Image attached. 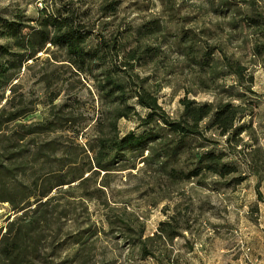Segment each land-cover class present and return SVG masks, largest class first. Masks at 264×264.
I'll return each instance as SVG.
<instances>
[{
  "label": "trees",
  "instance_id": "1",
  "mask_svg": "<svg viewBox=\"0 0 264 264\" xmlns=\"http://www.w3.org/2000/svg\"><path fill=\"white\" fill-rule=\"evenodd\" d=\"M236 1L208 0V3L212 10L228 16L234 28H239L241 15L242 24L264 33V13L245 12ZM164 2L168 3V17H149L136 26L133 34L94 30L95 24L89 26L85 12L78 10L72 1L56 4L51 10L42 8L38 17L26 19L18 14L12 18L0 17L1 92L9 88L14 93L18 85L14 81L22 67L53 46L59 52L57 60L68 64L74 73L91 77L99 102L94 121L89 125L92 131L85 134L87 126H79L81 114L77 116L68 99L59 101L63 91L61 78L46 70L40 76L46 111L38 120L20 121L28 111L21 104H14L13 97H8L0 107V201L10 202L15 214L12 219L7 217V223L0 227V264H53L40 247L47 237L45 231L52 224L50 207L57 195L51 192L64 185L69 189H86L91 180L101 177L99 186L95 184L86 193L92 197L109 185L107 177L113 171L135 169L138 163H142L137 168L140 173L163 178L167 187L176 189L192 180L204 185L209 177L214 183L238 184L247 177L239 167L241 159L258 176L257 193L263 199L259 183L264 164L256 154L260 147L248 144L243 136L246 132L251 134L250 121L246 122L245 117L253 111L247 99V92L254 93L253 74L248 73L238 58L226 52L220 42L209 43L193 28L175 22L173 0ZM118 5L119 0L102 3L101 16L113 15ZM250 5L253 3L249 2ZM170 23L177 29L167 37L165 31L170 29ZM157 37L165 40L159 44L150 41ZM173 47L196 73L197 84L206 89L212 83L218 87L211 100L182 96L178 117H172L164 109L158 100V88L152 89L150 76L142 75L139 70L149 60L168 56ZM253 54L264 63V40L255 43ZM246 78L249 82L244 86ZM74 101L79 102L77 98ZM122 117L135 119L136 127L121 134L118 121ZM44 133L54 135L35 140L34 158L29 166L17 143ZM83 134L85 140L80 143L78 138ZM247 153L253 156L250 160H246ZM37 165L49 168L32 176L30 182L19 178ZM11 181L12 189H7ZM73 182L77 183L73 186ZM57 216H67L66 208L59 210ZM106 216L109 233L115 232L128 241L130 264H134L137 256L141 260L147 257L158 260L160 241L180 235L172 223L173 215L171 220L160 222L152 235H145L141 221L135 226L124 218L117 217L114 221L110 215ZM114 225L121 229L113 228ZM86 233L88 230L71 236L76 244L73 260L85 255L87 246L83 244L93 235L88 233L84 240Z\"/></svg>",
  "mask_w": 264,
  "mask_h": 264
},
{
  "label": "rangeland",
  "instance_id": "2",
  "mask_svg": "<svg viewBox=\"0 0 264 264\" xmlns=\"http://www.w3.org/2000/svg\"><path fill=\"white\" fill-rule=\"evenodd\" d=\"M69 1L85 12L84 18L89 26L94 27L95 24L94 30L102 29L107 34L110 31L133 34L143 20L161 15L167 18L170 14L165 0H119L117 10L108 17L101 16L100 7L111 0H0V17L12 18L16 14L26 19L38 17L42 8L51 10L56 4ZM236 2L245 12L253 10L264 13V0ZM249 2L253 5L249 6ZM172 4L175 22L193 28L209 43L220 42L226 52L238 58L247 67L248 73L253 74L254 93L247 92L253 111L245 117L246 122L250 121L251 134L246 132L243 136L248 144L260 147L256 154L264 164V63L261 57L253 54L255 43L264 40V33L242 24L241 15L239 28H234L228 16L211 9L208 0H173ZM100 21L105 23L101 24ZM170 26L165 31L167 37L177 29L173 23ZM202 30L205 32L202 33ZM130 38L129 42L132 43V35ZM163 40L164 37L150 39L154 44ZM162 45L166 46L165 43ZM170 50L168 56L160 55L153 62L149 60L139 70L142 75L150 76L149 85L152 89L158 88V100L164 109L172 117H178L182 110L179 102L182 96L188 94L200 101L211 100L218 87L216 83H212L210 89L197 84L194 78L196 73L174 47ZM58 55L59 52L49 46L48 52H39L36 60H28L14 81L18 84L15 92L9 88L0 91L3 95L0 107L8 97H13L14 104H21L28 111L20 121L38 120L46 111L42 103L45 89L40 76L46 70L54 71L53 77L61 78L59 84L63 91L59 101L68 99L77 116L81 114L79 126H87L84 129L86 134L92 131L89 125L93 123V116L99 108L93 80L88 75L74 73L68 64L56 59ZM248 82L246 78L244 86ZM75 98L79 100L78 103L74 101ZM135 127L133 118L122 117L118 121L121 134ZM85 134L78 138L80 143L84 142ZM53 135L44 133L34 138L29 136L17 143L20 145L18 149L25 153L22 158L29 166L34 158L35 140L51 138ZM252 157L247 153L246 160ZM238 163L247 177L235 185L214 183V179L209 177L204 185L192 180L172 189L167 187L163 178H154L148 172L140 173L137 168L142 163H138L135 169L113 171L107 177L109 185L92 197L86 193L92 191L95 184L99 186L101 177L96 178L97 181L91 180L86 189H69L68 185L55 188L51 192V195H57L50 207L53 212L52 224L45 231L47 237L42 240L41 250L49 254L48 259L53 264H130L127 260L128 241L115 232L109 233L106 214L114 221L121 217L135 226L141 221L145 225V235H152L160 222L171 220L173 215L175 219L172 223L179 229L180 235L170 241H160L157 251L159 261L151 257L141 260L137 256L133 259L134 264H264V167L259 183L263 196L261 199L256 188L258 176L248 170L243 160L239 159ZM47 168L48 165H37L35 169L30 168L27 173L19 175V178L30 182L32 176L46 172ZM76 183L73 182V186ZM12 186L13 181L7 189H12ZM63 208L67 210V216L58 218V212ZM14 215L11 203L0 201V227L7 223V217L12 219ZM114 226L121 229L118 225ZM187 226L188 229H185ZM87 230L93 235L83 244L87 246L85 255L80 260H73L76 244L71 236L75 232ZM88 233L83 237L84 240Z\"/></svg>",
  "mask_w": 264,
  "mask_h": 264
}]
</instances>
